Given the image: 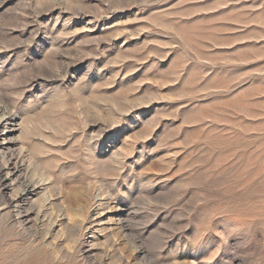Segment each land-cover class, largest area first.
<instances>
[{"label":"rangeland","instance_id":"obj_1","mask_svg":"<svg viewBox=\"0 0 264 264\" xmlns=\"http://www.w3.org/2000/svg\"><path fill=\"white\" fill-rule=\"evenodd\" d=\"M0 100L53 202L0 264H264V0H0Z\"/></svg>","mask_w":264,"mask_h":264},{"label":"bare ground","instance_id":"obj_2","mask_svg":"<svg viewBox=\"0 0 264 264\" xmlns=\"http://www.w3.org/2000/svg\"><path fill=\"white\" fill-rule=\"evenodd\" d=\"M3 97V96H2ZM3 99V98H2ZM3 101V100H2ZM0 100V199L2 200L3 207L7 208L8 211L14 212L15 221L22 225L23 227L31 220L32 214H35L36 220L44 217L49 218L51 206L53 207V202L51 196L48 194L42 195L39 199V208H35L34 205H30L28 202L33 196L38 195L40 192L45 190L44 181H34L31 178V167L32 161L27 157L24 146L18 147V140L13 136L16 126L18 125V114L9 108L7 104H3ZM29 122V121H28ZM21 123H19L20 125ZM28 125V124H27ZM21 126V125H20ZM22 127V126H21ZM25 127V126H24ZM18 128V127H17ZM27 128V127H26ZM21 130V129H20ZM24 132V131H23ZM20 133V131H19ZM18 137V136H17ZM21 140V138H20ZM22 145V144H21ZM27 145V144H26ZM26 147V146H25ZM29 149V148H28ZM33 153V152H32ZM35 155V154H34ZM34 157V156H33ZM37 173V172H36ZM50 185V184H49ZM11 189V195L9 197H4V193ZM48 186V185H47ZM46 186V187H47ZM91 187V186H90ZM48 188V187H47ZM75 188V187H74ZM50 189V188H49ZM94 190V188H92ZM98 189V188H97ZM65 190V189H64ZM95 191V190H94ZM101 191V190H100ZM100 191L91 193V200L93 204L97 203L103 199L100 195ZM49 192V191H48ZM89 192V190H88ZM52 194V192H51ZM69 194V193H68ZM64 195V194H63ZM56 196V194L54 195ZM62 197V195H61ZM106 197V196H105ZM54 198V197H53ZM57 199V198H56ZM62 199V198H61ZM82 196L79 193H74L69 198L65 199V203L62 206H58V217L63 223L65 221L71 223L72 229L82 228L86 225V219H80L79 216L83 215L85 210H87V205L82 200ZM58 200V199H57ZM54 201V199H53ZM62 202V201H61ZM60 202V205H61ZM0 203V204H1ZM28 204V207L26 204ZM87 203V202H86ZM58 204V203H57ZM97 205V204H96ZM95 205V206H96ZM100 207V206H99ZM112 207V206H111ZM90 208V207H89ZM94 208V207H93ZM91 209V208H90ZM118 209V208H117ZM122 209V208H121ZM6 210V211H7ZM56 210V209H55ZM93 211V210H92ZM98 211V210H97ZM89 213V212H88ZM99 213V212H98ZM53 214V213H52ZM57 214V211H56ZM91 214V213H90ZM55 215V214H54ZM99 215V214H98ZM34 216V215H33ZM56 216V215H55ZM84 216V215H83ZM93 216V215H92ZM101 216V215H100ZM86 217V216H85ZM99 217V216H98ZM95 217V218H98ZM111 217V216H110ZM119 217H117L118 219ZM51 219V218H50ZM88 219V218H87ZM58 220V219H57ZM56 220V221H57ZM91 220V219H90ZM122 220V219H121ZM32 221V220H31ZM43 220H40V222ZM94 221V219H93ZM106 221V220H105ZM54 222V220H53ZM50 222L51 225H54ZM89 222V221H88ZM95 222V221H94ZM97 222V221H96ZM100 222V221H99ZM112 222V221H111ZM122 227H126L127 224L122 221ZM125 222H127L125 220ZM14 223V222H13ZM16 223V224H17ZM31 223V222H30ZM45 223V222H44ZM49 223V222H48ZM56 223V222H55ZM104 223V222H103ZM117 223V222H116ZM119 223V222H118ZM37 224V221H36ZM58 224V223H57ZM98 224V223H97ZM111 224V223H110ZM89 225V224H88ZM95 225V224H94ZM101 225V224H100ZM30 226V225H29ZM38 226V225H37ZM48 227V225H47ZM54 227V226H53ZM86 227V226H85ZM95 227V226H94ZM42 228V227H41ZM50 228V227H48ZM47 228V229H48ZM91 228V227H90ZM99 228V227H98ZM59 229V227H58ZM71 229V230H72ZM129 229V228H127ZM50 230V229H49ZM68 230V228H67ZM86 230V229H85ZM88 230V229H87ZM86 230V231H87ZM122 230V228H121ZM106 231V230H105ZM123 231V230H122ZM55 232V231H54ZM63 232V231H62ZM124 232V231H123ZM126 232V231H125ZM47 233V232H46ZM49 233V231H48ZM59 233V231H58ZM61 233V232H60ZM70 233V232H69ZM99 233V232H98ZM72 234V233H71ZM125 234V233H124ZM58 235V234H57ZM48 237V236H47ZM60 237V236H59ZM64 237V235H63ZM45 238V237H44ZM46 239V238H45ZM58 239V238H57ZM60 240V239H59ZM46 241V240H45ZM65 241V240H64ZM56 242V241H55ZM115 244V243H114ZM81 245V244H80ZM142 250V249H141ZM86 251V250H85ZM138 253V252H137ZM97 258V257H96ZM99 259V258H98ZM105 259V258H104ZM102 260V259H101ZM92 262V261H91ZM90 262V263H91ZM104 262V261H103ZM104 264V263H103Z\"/></svg>","mask_w":264,"mask_h":264}]
</instances>
